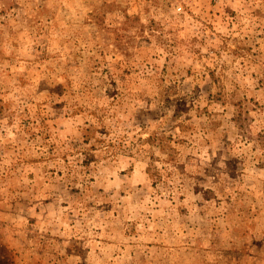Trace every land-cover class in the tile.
I'll use <instances>...</instances> for the list:
<instances>
[{
  "label": "rangeland",
  "instance_id": "1",
  "mask_svg": "<svg viewBox=\"0 0 264 264\" xmlns=\"http://www.w3.org/2000/svg\"><path fill=\"white\" fill-rule=\"evenodd\" d=\"M0 264H264V0H0Z\"/></svg>",
  "mask_w": 264,
  "mask_h": 264
}]
</instances>
